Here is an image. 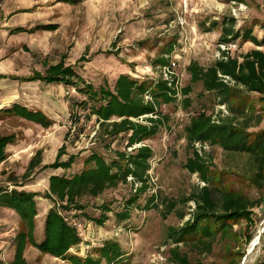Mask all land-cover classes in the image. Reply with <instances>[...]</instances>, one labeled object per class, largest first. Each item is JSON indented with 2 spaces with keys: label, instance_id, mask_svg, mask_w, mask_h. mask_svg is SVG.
I'll list each match as a JSON object with an SVG mask.
<instances>
[{
  "label": "rangeland",
  "instance_id": "obj_1",
  "mask_svg": "<svg viewBox=\"0 0 264 264\" xmlns=\"http://www.w3.org/2000/svg\"><path fill=\"white\" fill-rule=\"evenodd\" d=\"M41 25L58 29L38 31ZM231 25L242 33L251 29L262 46L241 40L222 44L224 30ZM18 28L35 31L14 33ZM254 49L264 52V0H0V110L19 105L52 122L43 127L12 113H0V137L12 141L0 163V196L12 191L34 195L37 243L45 238L51 209L68 215L65 220L72 225L81 222L82 243L71 248L68 256L82 260L100 259V250L113 244L119 246L123 258L102 264H264V188L257 189L252 182L256 172L252 159L208 144L192 146L188 141V129L201 112L216 121L231 116L216 94L191 81L190 64L210 67L223 52L242 56ZM164 59L171 66L159 63ZM60 67L80 77H75V85L51 79L50 71ZM122 75L149 84L170 80L179 92L175 102L159 108L162 125L157 135L132 149H127L124 136L114 141L98 138L101 120L94 114L107 104L101 91L113 90ZM87 87L94 89L99 101L89 97ZM186 88L189 95L182 92ZM244 96L256 113L252 115L250 109L237 123L247 118L252 121L250 133L264 130V96ZM145 120L140 122L147 125ZM143 146L153 150L150 187L131 205L129 219L119 216L140 193L139 186L120 185L99 198H86L81 201L85 211L78 216L63 209L51 194L50 179L76 175L92 153L111 162L117 152L132 153ZM196 150L215 189L232 190L261 203L252 222L224 233L211 250L208 245H176L171 239L172 232L192 218L195 203L186 199L205 186L200 175L188 169ZM71 156L76 158L71 169H53ZM33 160L39 164L27 177ZM167 204L176 205L170 214ZM106 206L108 221L104 225L92 221L101 218ZM22 231L20 214L0 202V264H14L16 238ZM24 258L26 264H71L40 252L30 242Z\"/></svg>",
  "mask_w": 264,
  "mask_h": 264
},
{
  "label": "trees",
  "instance_id": "obj_2",
  "mask_svg": "<svg viewBox=\"0 0 264 264\" xmlns=\"http://www.w3.org/2000/svg\"><path fill=\"white\" fill-rule=\"evenodd\" d=\"M36 29L56 31L58 27L55 25L39 26ZM34 31L18 28L14 33ZM239 40L252 43L257 47L262 46V42L253 35L251 29L242 33L236 31L233 25L224 30L221 43L229 45ZM159 63L164 67L170 65L165 59L159 60ZM188 71L194 84L201 83L206 92L216 94L220 105L226 106L231 112V116L220 118L218 121L213 116L207 115L205 111L201 112L188 129L189 143L192 146L197 143L208 144L212 147H220L228 153L250 156L256 170L252 182L257 189L263 190L264 130L250 133L251 120L245 118V122H237L250 111L252 105L246 103L244 93L264 96V52L254 49L242 56H232L230 52H223L214 65L203 67L198 62H192ZM50 72L53 73L51 79L64 81L67 85H75V77L80 78L71 69L66 70L63 67L52 69ZM225 78H229L230 81L226 82ZM86 89H91L88 95L93 101H99V98L95 97L98 95L95 94L93 88L87 87ZM182 92L184 95L190 94L189 88L183 89ZM178 94L175 82L170 80H160L149 84L147 81L140 82L129 75H122L113 90L101 91L100 96L107 104L94 112L101 120L98 138L107 137L114 141L124 136L123 142L127 143V149L151 140L157 135L162 125L159 108L162 104L175 102ZM147 96L151 97L149 101L146 100ZM2 112L12 113L43 127H49L52 124L44 114L32 112L19 105L0 110V113ZM250 113L255 115L256 112L251 109ZM143 117L146 118L147 125L140 122ZM258 120L260 124L262 118ZM11 143L8 137H0V163L6 159V148ZM133 152L129 153L126 150L117 152V158L111 162H108L101 154L92 153L86 159L84 168L76 175L70 178L53 176L50 179L51 194L62 203L63 209L78 216V213L82 215L85 211V207L81 206V201L86 198H99L106 191L116 189L120 185L139 186L137 193H140L130 200L127 210L119 216L120 220L129 219L131 205L135 204L140 198L139 195L148 191L150 187L149 172L153 158V150L149 146L136 148ZM195 155L196 158L189 162L188 169L193 174H199L205 186L186 199V202L195 203V210L191 214V220L182 228L172 232L171 239L176 245L193 247L208 245L207 250H211L224 233L230 232L243 222H252L254 211L260 208L261 203L259 200H253L232 190L215 189L214 179L208 174L206 165L197 150ZM75 162V156H71L67 161L57 162L53 165V169L69 170ZM38 164L39 160L31 162L26 173L27 177ZM130 178L133 180L130 181ZM0 202L5 207L17 211L24 225V231L16 238L17 253L14 264H26L24 251L28 242L40 252L68 260L71 264H102L103 260L113 263L123 258L119 246L113 244L106 245L100 250V259L82 260L68 256L71 248L81 245L82 238L79 236L78 228L65 220L68 215L64 217L57 209L49 211L45 223V238L41 243H37L34 233L38 211L34 195L28 192L12 191L10 194H4L3 197L0 196ZM150 202L158 208L154 200ZM166 208L170 214L175 210L176 205L167 204ZM103 210L105 213L99 219L93 220L83 215L87 219L104 225L109 219L107 213L110 209L106 206Z\"/></svg>",
  "mask_w": 264,
  "mask_h": 264
},
{
  "label": "built area",
  "instance_id": "obj_3",
  "mask_svg": "<svg viewBox=\"0 0 264 264\" xmlns=\"http://www.w3.org/2000/svg\"><path fill=\"white\" fill-rule=\"evenodd\" d=\"M220 58H221V57H220ZM225 81H226V82H229L230 79H229V78H225ZM222 109H225V108L223 107ZM130 149H132V148H130ZM129 180L132 181L133 179L130 178ZM70 224H71V223H70ZM71 225H72V224H71ZM72 226L78 228V230H81V228L83 227L81 222H78V223H74V222H73V225H72ZM81 232H82V230H81Z\"/></svg>",
  "mask_w": 264,
  "mask_h": 264
},
{
  "label": "crops",
  "instance_id": "obj_4",
  "mask_svg": "<svg viewBox=\"0 0 264 264\" xmlns=\"http://www.w3.org/2000/svg\"><path fill=\"white\" fill-rule=\"evenodd\" d=\"M41 26H45V25H41Z\"/></svg>",
  "mask_w": 264,
  "mask_h": 264
}]
</instances>
